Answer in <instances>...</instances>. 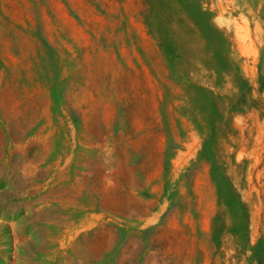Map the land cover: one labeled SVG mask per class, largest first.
Masks as SVG:
<instances>
[{
	"label": "rangeland",
	"instance_id": "obj_1",
	"mask_svg": "<svg viewBox=\"0 0 264 264\" xmlns=\"http://www.w3.org/2000/svg\"><path fill=\"white\" fill-rule=\"evenodd\" d=\"M167 2L0 0V264H264V0Z\"/></svg>",
	"mask_w": 264,
	"mask_h": 264
},
{
	"label": "crops",
	"instance_id": "obj_2",
	"mask_svg": "<svg viewBox=\"0 0 264 264\" xmlns=\"http://www.w3.org/2000/svg\"><path fill=\"white\" fill-rule=\"evenodd\" d=\"M168 0H63L62 6L73 8H103L111 9L110 14L114 9H127L126 19L111 20L116 23H152L157 22L155 18L166 17V8H168ZM214 0H210L205 6L210 8ZM166 20L158 19V22Z\"/></svg>",
	"mask_w": 264,
	"mask_h": 264
}]
</instances>
